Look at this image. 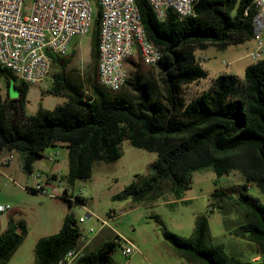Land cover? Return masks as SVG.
Wrapping results in <instances>:
<instances>
[{
  "label": "trees",
  "instance_id": "1",
  "mask_svg": "<svg viewBox=\"0 0 264 264\" xmlns=\"http://www.w3.org/2000/svg\"><path fill=\"white\" fill-rule=\"evenodd\" d=\"M135 3L148 39L161 54V60L152 65L154 70H146L134 55L136 58L125 61L128 78L120 90L111 91L99 83L101 9L96 6L85 79L68 69L74 50L52 56V85L48 90L63 95L66 101L62 104L26 114L29 85L0 66V75L13 79L19 90L17 99L0 95V152L17 151L21 168L29 175L46 148L65 146L68 173L60 181H64L67 193L75 181L90 177L95 162L119 158V144L127 139L135 147L156 152L157 157L149 165L150 173L126 185L115 195L117 199L151 201L160 196L166 184L176 199H182L190 172L210 165L217 176L238 170L246 182H253L264 194V57L245 68L244 79L220 73L209 89L190 99L182 91L184 85L207 75L195 58L197 49L210 45L224 49L252 39L254 0H195L192 15L180 19L168 11L163 20L156 17L147 0ZM86 89L90 94H85ZM58 176L52 174L57 180ZM246 188L242 184L215 189L211 198L221 212L226 204H233L243 213L233 234L260 245L264 259V204L247 194ZM74 202L86 201L76 196ZM24 231L22 222L9 217L7 228L0 233V263L9 260ZM80 235L75 217L67 213L57 232L36 241L34 264H54L77 244ZM164 237L190 264H257L229 255L222 243L213 242L205 217L196 221L190 237L171 231ZM117 238L115 235L93 249H85L77 264H116L113 254L119 246Z\"/></svg>",
  "mask_w": 264,
  "mask_h": 264
},
{
  "label": "rangeland",
  "instance_id": "2",
  "mask_svg": "<svg viewBox=\"0 0 264 264\" xmlns=\"http://www.w3.org/2000/svg\"><path fill=\"white\" fill-rule=\"evenodd\" d=\"M91 45L92 29L83 36L75 37L70 44L69 51L72 49L75 53L68 64V69L82 79H85L90 64ZM249 47L250 42L246 41L228 45L224 49L212 45L197 49L195 58L198 60V55L202 58L201 66L207 75L200 79L201 81L184 85L183 95L190 99L206 91L210 88L212 79L220 73H231L239 79H244L245 68L255 61L247 56ZM143 67L146 70H154L152 65L143 64ZM50 74L42 82L28 86L25 95L26 114H34L40 107L52 110L66 101L63 95L49 92L48 89L52 85ZM0 95L3 98H19V90L14 87L13 79L7 80L0 75ZM119 149L121 152L119 158L109 163L95 162L90 177L79 179L75 181L73 187H69L70 193H81L85 198V204L70 203L61 196L53 197L30 192L25 187L32 186L35 179L24 173L19 166L11 169L9 176L1 177L0 204L9 205V208L0 212V233L7 228L9 217L22 222L25 231L9 260L0 264H34L36 241L40 237L57 232L67 213L72 214L80 230L92 238L86 249H93L116 234L137 248L136 251L125 255L121 246H117L113 254V261L116 264L189 263L176 254L165 240L164 234L171 231L183 237H190L200 217L207 219L212 241L222 243L229 255L264 264L260 245L233 234V230L243 220V213L233 204H226L222 213L213 205L211 198V193L215 189L246 184L247 188L244 191L264 204V194L259 192L253 182H246L238 170L217 176L211 165L205 166L190 172L189 187L183 190L182 199H176L168 191L166 184L156 199L133 202L131 198L117 199L115 195L137 177L147 176L150 173L149 165L156 159L157 154L135 147L127 139L120 142ZM55 151L58 152L57 160L51 162L47 156ZM14 159H20L18 152ZM51 168L59 175V183L64 187L65 183L60 181V178H65L68 173L65 146L46 148L42 157L33 165V171L42 174L48 173ZM80 217L84 218V222H79ZM90 227L94 232L88 233Z\"/></svg>",
  "mask_w": 264,
  "mask_h": 264
},
{
  "label": "built area",
  "instance_id": "3",
  "mask_svg": "<svg viewBox=\"0 0 264 264\" xmlns=\"http://www.w3.org/2000/svg\"><path fill=\"white\" fill-rule=\"evenodd\" d=\"M156 17L163 20L168 11L180 19L193 14L195 0H147ZM96 6L101 9L98 28L97 77L111 91L124 85L125 61L136 55L140 62L151 66L155 44L147 37L135 0H0V66L8 69L22 82L32 85L45 80L52 70V56H64L75 37L92 29ZM252 40L248 55L252 60L264 57V0H254ZM245 9V14H247ZM90 94L89 90L84 91ZM17 151L0 152V168L11 164ZM57 155H49L55 161ZM30 186L38 193L71 202L81 193L65 191L52 174L32 172ZM29 187V186H28ZM9 205L0 204V212ZM79 222H84L80 217ZM94 232L90 227L88 233ZM122 253L129 255L137 248L119 235ZM92 238L81 235L76 245L68 248L54 264H77ZM123 243L125 244L123 246ZM190 264V263H187Z\"/></svg>",
  "mask_w": 264,
  "mask_h": 264
},
{
  "label": "crops",
  "instance_id": "4",
  "mask_svg": "<svg viewBox=\"0 0 264 264\" xmlns=\"http://www.w3.org/2000/svg\"><path fill=\"white\" fill-rule=\"evenodd\" d=\"M249 42H250V50L253 48V46H254V42H253V40L251 39V40H249ZM247 56H249L248 55V53H247ZM239 58V57H238ZM201 60H202V58L198 55V61H199V63L201 64ZM252 63V62H251ZM250 63V64H251ZM201 81V80H200ZM198 82V81H197ZM59 146V145H58ZM50 153H52V152H50ZM58 154V152L57 151H55L54 153H52V154H49V155H57ZM48 155V156H49ZM47 156V157H48ZM56 160H57V156H56ZM55 160V161H56ZM50 161V160H49ZM52 162V161H51ZM16 166H19V168L22 170V168H21V156H20V159H14L13 160V162L11 163V164H9V165H7V166H4V167H1L0 168V181H1V177L3 178V177H7V176H9L11 173H10V170L11 169H14ZM53 167V166H52ZM49 174H56L53 170H52V168L49 170V172H48ZM22 187V186H21ZM116 235H118V234H116Z\"/></svg>",
  "mask_w": 264,
  "mask_h": 264
},
{
  "label": "bare ground",
  "instance_id": "5",
  "mask_svg": "<svg viewBox=\"0 0 264 264\" xmlns=\"http://www.w3.org/2000/svg\"><path fill=\"white\" fill-rule=\"evenodd\" d=\"M155 53L157 54L156 56H153L151 60V65H156L160 60H161V54L155 49ZM258 60V59H257ZM256 61V60H255ZM128 78V72L127 68L125 67V72H124V84Z\"/></svg>",
  "mask_w": 264,
  "mask_h": 264
}]
</instances>
